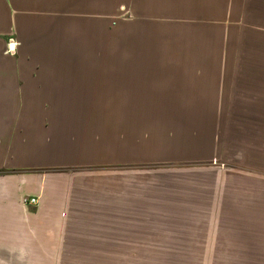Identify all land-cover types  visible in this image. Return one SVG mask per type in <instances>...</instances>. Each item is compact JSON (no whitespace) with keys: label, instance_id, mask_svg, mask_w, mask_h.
Returning a JSON list of instances; mask_svg holds the SVG:
<instances>
[{"label":"crops","instance_id":"0c3cea01","mask_svg":"<svg viewBox=\"0 0 264 264\" xmlns=\"http://www.w3.org/2000/svg\"><path fill=\"white\" fill-rule=\"evenodd\" d=\"M109 7L0 0V262L264 260V96H90Z\"/></svg>","mask_w":264,"mask_h":264},{"label":"rangeland","instance_id":"374dc122","mask_svg":"<svg viewBox=\"0 0 264 264\" xmlns=\"http://www.w3.org/2000/svg\"><path fill=\"white\" fill-rule=\"evenodd\" d=\"M93 45L90 96H264V0H110L109 20L95 30ZM171 167L177 166H162ZM123 169L138 173L151 167ZM245 169L239 166V171L249 172ZM27 198L31 197L21 198L22 205ZM36 198L35 206L40 200ZM237 204L249 220L243 199ZM68 263L109 262L62 264ZM115 263L264 264V260Z\"/></svg>","mask_w":264,"mask_h":264},{"label":"built area","instance_id":"2783aa9c","mask_svg":"<svg viewBox=\"0 0 264 264\" xmlns=\"http://www.w3.org/2000/svg\"><path fill=\"white\" fill-rule=\"evenodd\" d=\"M23 203L26 206H35L37 204V198H27V199H24Z\"/></svg>","mask_w":264,"mask_h":264},{"label":"bare ground","instance_id":"6f19581e","mask_svg":"<svg viewBox=\"0 0 264 264\" xmlns=\"http://www.w3.org/2000/svg\"><path fill=\"white\" fill-rule=\"evenodd\" d=\"M13 46V45H12Z\"/></svg>","mask_w":264,"mask_h":264}]
</instances>
